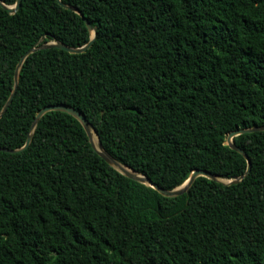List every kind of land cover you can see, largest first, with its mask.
I'll use <instances>...</instances> for the list:
<instances>
[{"label":"trees","instance_id":"obj_1","mask_svg":"<svg viewBox=\"0 0 264 264\" xmlns=\"http://www.w3.org/2000/svg\"><path fill=\"white\" fill-rule=\"evenodd\" d=\"M0 0V110L20 57L86 44L57 0ZM95 29L81 53H30L0 117V147L36 113L77 109L120 164L164 189L245 158L228 132L264 125V0H61ZM5 5V6H4ZM233 142L240 181L198 176L168 197L112 167L80 122L46 112L0 151V264H264V130Z\"/></svg>","mask_w":264,"mask_h":264},{"label":"water","instance_id":"obj_2","mask_svg":"<svg viewBox=\"0 0 264 264\" xmlns=\"http://www.w3.org/2000/svg\"><path fill=\"white\" fill-rule=\"evenodd\" d=\"M58 3L65 9H69L74 11L75 13H77L83 20L85 26L87 27L88 31L91 34V37L89 39V41L79 47H72L69 46L59 40H50V41H46V42H42L43 39L45 38V35H43L40 38L39 43L37 44L36 47H32L29 50H27L18 60V63L16 65V69L14 72V86L12 88V91L9 95V97L7 98L6 102L4 103V105L2 106L1 110H0V117L3 115V113L6 111L8 105L11 103L12 98L14 96L16 87H17V82H18V74H19V69L24 61V59L32 52L36 51V50H41V49H47V48H58V49H63L69 53H81L83 51H85L87 48H89L91 46V44L94 41L95 38V29L94 27L90 24V22L87 20V18H85L82 14V12L75 6L63 3L61 0H57ZM20 3L21 0H16L15 3L13 5L10 6H5L8 9L9 13H14L18 10V8L20 7ZM49 111H63L66 112L70 115H72L73 117H75L80 124L82 125L83 129L85 130L88 140L90 142V145L92 146V148L97 152V154L102 157L106 162H108L112 167H114L115 169H117L119 172L123 173L124 175H126L127 177L134 179L136 181H139L141 183H145L148 186L154 188L155 190H157L160 194L164 195V196H168V197H173V196H179L185 192H187V190L189 189V187L192 185L193 181L195 180L196 177L198 176H205L207 178L210 179H215V180H220L222 181L217 175H214L212 173H210L209 171L203 170V169H194L193 171H191V173L189 174V176L187 177V179L180 185L172 188V189H164L160 186H158L156 183L152 182L148 177H146L144 174L141 173H137L132 171L131 169H129L128 167L120 164L116 159H114L102 146L101 141L97 135L96 130L93 128L92 124L85 118V116L79 112L77 109L68 106L66 104H50L47 106L42 107L35 115V118L30 126V132L28 133L25 143L22 147L19 148H14V149H9V148H2L0 147V151H5V152H9V153H15L18 152L20 150L25 149L31 139H32V130L34 129L36 123L38 122V120L46 113ZM259 130H264V125L261 126H252V127H247V128H238L235 130H232L230 132L227 133L226 135V141L225 143L227 145H229L232 149L236 150L237 152H239L246 160L247 162V167L245 172L240 175L237 176L233 179L227 180V181H223L225 183H235L240 181L244 176H246V174L249 172L250 170V160L249 157L247 156V154L238 146L235 145V143L233 142V137L239 135V134H243V133H249V132H254V131H259ZM93 133L95 134L96 138H97V143L95 144L94 140H93ZM122 166H124L125 168H123Z\"/></svg>","mask_w":264,"mask_h":264},{"label":"bare ground","instance_id":"obj_3","mask_svg":"<svg viewBox=\"0 0 264 264\" xmlns=\"http://www.w3.org/2000/svg\"><path fill=\"white\" fill-rule=\"evenodd\" d=\"M95 139H97V138H96L95 134L93 133V140H94V142H95ZM96 143H97V140H96L95 144ZM122 167L125 168L124 166H122Z\"/></svg>","mask_w":264,"mask_h":264},{"label":"rangeland","instance_id":"obj_4","mask_svg":"<svg viewBox=\"0 0 264 264\" xmlns=\"http://www.w3.org/2000/svg\"><path fill=\"white\" fill-rule=\"evenodd\" d=\"M96 140H97V139H95V142H96ZM222 181H227V180H225V179H222Z\"/></svg>","mask_w":264,"mask_h":264}]
</instances>
